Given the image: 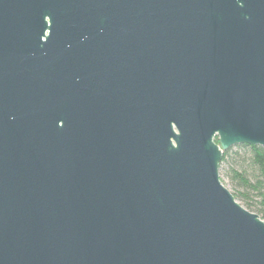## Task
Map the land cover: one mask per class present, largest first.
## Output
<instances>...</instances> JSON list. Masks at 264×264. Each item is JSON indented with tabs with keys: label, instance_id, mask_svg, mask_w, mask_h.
<instances>
[{
	"label": "water",
	"instance_id": "1",
	"mask_svg": "<svg viewBox=\"0 0 264 264\" xmlns=\"http://www.w3.org/2000/svg\"><path fill=\"white\" fill-rule=\"evenodd\" d=\"M240 144L264 0H0V264H264Z\"/></svg>",
	"mask_w": 264,
	"mask_h": 264
},
{
	"label": "trees",
	"instance_id": "2",
	"mask_svg": "<svg viewBox=\"0 0 264 264\" xmlns=\"http://www.w3.org/2000/svg\"><path fill=\"white\" fill-rule=\"evenodd\" d=\"M219 168L236 200L264 219V146L240 144L227 149Z\"/></svg>",
	"mask_w": 264,
	"mask_h": 264
},
{
	"label": "rangeland",
	"instance_id": "3",
	"mask_svg": "<svg viewBox=\"0 0 264 264\" xmlns=\"http://www.w3.org/2000/svg\"><path fill=\"white\" fill-rule=\"evenodd\" d=\"M224 184L226 185V186H228L229 187V189H230V184H229V181H228V179L226 178H224Z\"/></svg>",
	"mask_w": 264,
	"mask_h": 264
}]
</instances>
